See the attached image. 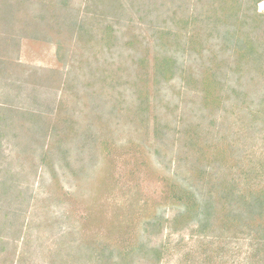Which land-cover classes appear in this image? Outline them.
Instances as JSON below:
<instances>
[{"label": "rangeland", "instance_id": "374dc122", "mask_svg": "<svg viewBox=\"0 0 264 264\" xmlns=\"http://www.w3.org/2000/svg\"><path fill=\"white\" fill-rule=\"evenodd\" d=\"M0 264H264V0H0Z\"/></svg>", "mask_w": 264, "mask_h": 264}]
</instances>
